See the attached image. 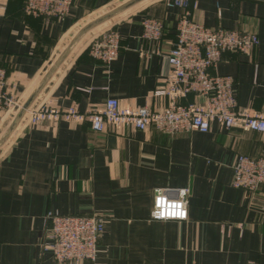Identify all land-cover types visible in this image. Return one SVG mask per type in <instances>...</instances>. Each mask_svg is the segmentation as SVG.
Listing matches in <instances>:
<instances>
[{
  "label": "crops",
  "instance_id": "crops-1",
  "mask_svg": "<svg viewBox=\"0 0 264 264\" xmlns=\"http://www.w3.org/2000/svg\"><path fill=\"white\" fill-rule=\"evenodd\" d=\"M116 1L73 0L56 20L26 14L24 0H7L0 68L21 105L84 23ZM188 1L196 22L260 39L247 55L223 53L213 74L233 78L239 107L264 114V0ZM181 12L167 0H143L111 18L120 39L116 58L102 63L86 39L78 41L31 107L87 114L108 98L127 109L166 106L154 91ZM146 18L162 22L158 40L143 37ZM198 100L188 94L179 102ZM11 113L0 118V133ZM263 149L264 133L217 123L206 133L169 135L154 127L97 132L86 119L21 122L0 147V264H60L46 248L49 213L106 220L96 264H264L263 186L253 194L232 186L237 155L257 157ZM182 188L190 190L187 220H152L155 189L172 197Z\"/></svg>",
  "mask_w": 264,
  "mask_h": 264
},
{
  "label": "built area",
  "instance_id": "built-area-1",
  "mask_svg": "<svg viewBox=\"0 0 264 264\" xmlns=\"http://www.w3.org/2000/svg\"><path fill=\"white\" fill-rule=\"evenodd\" d=\"M73 0H24L26 14L47 19H62ZM168 5L182 9L176 23V40L166 55L168 69L163 83L154 95L167 99V105L159 109L147 106L127 109L118 99L108 98L101 107L87 114L76 109L65 111L47 104L26 110L20 123L34 127L43 122L56 123L64 120H84L91 130L115 131L119 127L146 130L154 127L169 135L184 132H209L217 123L220 129L234 128L264 133V114H252L238 106L234 80L228 75L213 74L225 52L247 55L260 44V39L251 33L223 27H207L192 19L188 0H167ZM7 10V0H0V18ZM143 37L158 40L163 31L162 22L146 18L142 22ZM120 39L112 27L94 34L88 44L89 54L102 63H110L118 55ZM7 77L0 68V118L4 113L18 110L19 99L8 91ZM188 94L199 98L189 104L179 100ZM232 186L253 194L261 186L264 195V149L261 155L249 157L237 155L233 164ZM174 196L168 189H155L150 218L156 221L182 222L188 218L189 188L176 189ZM45 239L52 258L60 264L97 262V243L103 234L106 220L97 215L75 216L49 213Z\"/></svg>",
  "mask_w": 264,
  "mask_h": 264
},
{
  "label": "water",
  "instance_id": "water-1",
  "mask_svg": "<svg viewBox=\"0 0 264 264\" xmlns=\"http://www.w3.org/2000/svg\"><path fill=\"white\" fill-rule=\"evenodd\" d=\"M143 0H127L121 5L113 8L112 10L96 17L95 19L91 20L87 24H85L81 29L78 30V32L74 35V37L70 40L68 45L63 49V51L59 54L57 59L54 61V63L50 66L48 71L45 73V75L42 77V79L39 81V83L36 85V87L33 89L31 94L27 97L25 102L22 104V106L19 108L18 112L16 113L15 117L5 130V132L0 137V147L4 144V142L8 139V137L11 135V133L14 131V129L18 126L20 120L24 116L26 110L32 105L36 97L41 92L42 88L45 86V84L50 80L52 75L56 72V70L59 68L61 63L66 59V57L69 55V53L72 51L74 46L78 43V41L91 29L95 28L96 26L110 20L111 18L121 14L122 12L126 11L127 9L135 6L136 4L142 2Z\"/></svg>",
  "mask_w": 264,
  "mask_h": 264
},
{
  "label": "rangeland",
  "instance_id": "rangeland-1",
  "mask_svg": "<svg viewBox=\"0 0 264 264\" xmlns=\"http://www.w3.org/2000/svg\"><path fill=\"white\" fill-rule=\"evenodd\" d=\"M125 1H127V0H118V1L114 2L113 4L109 5V7H106L104 10H102V12L99 13L96 17H98V16H100V15H102V14H104V13L110 11V10H112L113 8H115V7L119 6V5H121V4L124 3ZM96 17H94V18L88 20L86 23H84V25L87 24L88 22H90L91 20L95 19ZM115 19H116V18H115ZM112 21H114V20H112ZM111 23H112V22H110V25H111ZM110 25H109V22L106 21V22H104V23H102V24L96 26L95 28H93V29L90 30L91 32L89 31L88 34L86 33V34H85V35H84L79 41H81V43H82V41H85V39H86V40L89 42L90 38H91L94 34H96V33L99 32V31H103L104 29L110 27ZM93 33H94V34H93ZM85 36H86V37H85ZM73 37H74V36H73ZM73 37H72V38H73ZM69 42H70V41H69ZM88 42H87V44H88ZM67 45H68V44H67ZM67 45H66V46H67ZM79 45H80V44H79ZM79 45H77V46H79ZM74 47H75V46H74ZM74 49H75V48H73L72 51H71L69 54H71V53L73 52ZM67 57H68V56H67ZM67 57H66V58H67ZM63 62H64V61H63ZM63 62H62V63H63ZM62 63H61V65H62ZM61 65H60V66H61ZM60 66H59V67H60ZM57 70H58V69H57ZM57 70H56V71H57ZM54 74H55V73H54ZM54 74H53V75H54ZM44 75H45V74H44ZM53 75H52V76H53ZM40 80H41V79H40ZM38 83H39V82H38ZM38 83H37V84H38ZM47 83H48V82H47ZM47 83H46V84H47ZM46 84H45V85H46ZM35 87H36V86H35ZM44 87H45V86H44ZM44 87H43V88H44ZM43 88H42V89H43ZM18 110H19V109H18ZM18 110H12V111H11V112H12V113L10 114V116H11L10 118H12L11 121H12L13 118L15 117L16 113L18 112ZM22 118H23V117H22ZM20 121H21V120H20ZM10 123H11V122H10ZM10 123H9V124H10ZM19 123H20V122H19ZM18 125H19V124H18ZM8 126H9V125H8ZM8 126H7V127H8ZM7 127L4 128V131H3L2 133H0L1 135L5 132V130L7 129ZM16 128H17V127H16ZM16 128H15V129H16ZM15 129H14V131H15ZM14 131L11 133V135L8 137V139L4 142V144H5V143H6V142L12 137ZM1 135H0V137H1ZM4 144H3V145H4Z\"/></svg>",
  "mask_w": 264,
  "mask_h": 264
}]
</instances>
